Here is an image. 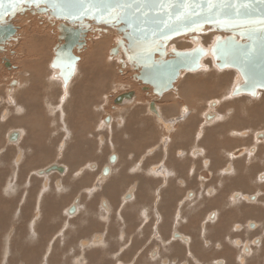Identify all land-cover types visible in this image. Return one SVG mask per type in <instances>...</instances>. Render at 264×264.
Masks as SVG:
<instances>
[{"label":"flooded vegetation","instance_id":"obj_1","mask_svg":"<svg viewBox=\"0 0 264 264\" xmlns=\"http://www.w3.org/2000/svg\"><path fill=\"white\" fill-rule=\"evenodd\" d=\"M10 43V48L16 51L17 41H10ZM3 50L4 48L0 50V53ZM12 50L10 54L15 62L16 53ZM0 63L5 70L12 67L10 59L2 53ZM76 76L69 84L71 104H63L62 107L63 118L69 122V127L73 125L72 134L80 136L83 130L91 133L94 126L96 130L97 124L99 132L101 125L104 128L113 124L116 128L118 120L122 119L120 116L125 110V105L131 106L127 110L129 119L140 125L134 127L132 131L131 146L133 147L129 149V152L134 162L131 165L122 162L117 144H110V147L106 149L103 143L100 141V144L98 141V153L96 145L88 149L89 153L92 152L98 158V229H101L100 218L103 215L108 218L117 217L113 219L114 224L120 223L122 226L125 224L123 227L129 238L128 249H135L131 257L130 252L126 250L127 264H264V105L261 103L242 105L240 100L241 104L238 105L216 104L215 100L200 104L203 97L200 98L199 94L193 92L191 88L184 90L188 96V103L184 100L179 101L175 96L180 92L179 90H183L185 85H188L187 82L194 84L190 73L183 71L176 81L179 84L176 85L175 82L174 86L165 92L166 94L162 93L158 96L157 102L154 100V104L150 97L153 96L151 86L148 85L140 86L143 95L149 99L146 104H124L125 101L132 99V102L139 97V93L136 94L132 90L116 94L112 104L103 106L75 104L76 99L78 97L80 99ZM115 76L119 77V74ZM220 76L225 78L223 81L226 84L218 87L233 84L232 76ZM122 77H125V74ZM189 77L190 80L187 79ZM112 79L114 80V76ZM131 79H134V76ZM205 82L202 83L206 86L210 84ZM15 83L16 81L12 79L9 88ZM191 84L190 86L193 87ZM69 86L66 89L67 92ZM175 92L177 93L174 95ZM212 92L217 93L214 90ZM125 93H131V99H124L122 105L115 104L114 99ZM163 95L166 96L163 97ZM175 101L181 103L180 107L172 104ZM241 110L243 113L239 115L238 112ZM1 113L4 114V110H1ZM228 116L231 118L229 119ZM252 116L256 118V121L258 120V123ZM145 122H147L146 126ZM150 122L158 126L156 133H153L159 144L150 143L149 140L147 143L143 141L149 138L148 124ZM77 127L82 130L78 132ZM14 132L17 134L15 142L9 143L11 131L6 135V142L11 146L14 145L16 152L23 155L28 152L33 155L36 150L38 153L34 154L33 158H36L34 162L46 156L50 157L53 153L54 149L49 148V145L55 144L53 137L31 135L29 139H26L22 138L17 130ZM168 132H174L177 146L174 151L165 147L172 141V135L169 134L168 137ZM236 134H238L237 137ZM79 136L73 137L74 144H70L68 140L63 141L65 142L61 149L63 164L56 165L58 168L63 167L64 171L66 170L68 161H64V157L72 155L85 158L83 154L86 151L80 147ZM25 140L29 143L24 144ZM200 141H202L201 144ZM255 147H257L256 150ZM6 151L7 148H4L3 153ZM89 166L92 169L96 167L94 163H90ZM45 168L46 166L43 169L46 170ZM108 174L111 175L112 180H103L104 177L109 176ZM53 175L60 174L52 172L43 176L45 179L42 185L49 191L53 185H60L55 181L57 178L54 180L49 178ZM36 188L37 186L33 187V190ZM164 188L167 193L163 191ZM163 193L168 196H163ZM74 201L75 198L70 202L69 209ZM164 208L167 213L161 211ZM76 209L78 210L77 206ZM96 234L99 240V232L95 233L94 237Z\"/></svg>","mask_w":264,"mask_h":264},{"label":"rangeland","instance_id":"obj_2","mask_svg":"<svg viewBox=\"0 0 264 264\" xmlns=\"http://www.w3.org/2000/svg\"><path fill=\"white\" fill-rule=\"evenodd\" d=\"M12 22L14 26L20 28V34L17 33L15 36L16 38L11 40L13 42L18 41V48L16 51L10 48V41L0 45L1 49L4 48L1 52L2 55L7 56L13 65L10 69L6 70H13L15 67L14 57L10 54L11 50L16 53L15 59H18V55H21L22 52H30L32 47L39 48L36 51H38L39 54L44 53L46 55V64L48 63V68H50V62L54 57V48L57 44L56 39L58 34L56 27L45 17L32 15L29 12L24 15H17ZM50 28L52 29L51 34H56L54 38H52V35L49 33ZM90 33L88 43L92 44V50L88 48V50H91L89 52H97L98 57L102 58L99 66L105 69L103 72L111 74L113 71L112 74L114 75L115 81L111 84L112 87L108 89V91L112 93L110 94L108 92L110 96L106 101L112 104V99L116 94L132 90L136 94L139 93V97L137 96L138 98H136L137 101L140 100L142 104H146L149 99L143 95V91L140 87L143 85L136 80L137 72L133 69V64L128 63L125 52L121 50L119 53L118 50L117 55H119V57L111 54V50L114 48L113 46L119 45L118 39L120 40L121 36L116 30L112 33L113 36L111 33L109 34V32L107 33L108 36L98 35L93 31H90ZM204 34L200 35L199 33L190 37L185 36L182 38L180 37V39L177 38L172 40L166 47L167 56L171 55L172 51L193 53L196 50L204 49L207 55L202 60L201 64L204 65L206 63V72L212 71L216 77L223 74L228 76L227 71L233 69H226V71L225 69H219L217 60L212 51L218 38H221L223 35L217 32H211L209 35L208 33ZM115 35L117 39H115ZM206 36L213 38L210 42H207V44L205 43L206 45L204 46L202 39ZM22 37L24 39H22ZM184 40H187V43L184 45L181 44V46H179L176 44L181 41L185 42ZM55 42L56 44L54 45L53 43ZM36 43L39 44V47H37ZM94 47H97V49H94ZM120 47L121 46H118V49ZM108 48L110 49V53L108 52ZM81 51L79 54L77 52L79 61L77 62L76 69L80 70L83 65L87 64L92 68L95 67L98 57L93 56L90 61L84 63L83 60L80 59L82 57ZM50 55L51 57H49ZM0 70L4 72V76L7 78L8 73H6L2 66H0ZM42 70L41 66H38V71L41 72ZM49 71V69H44L46 79H44V87L39 93L43 95L40 104H14L10 102V104H0V125L2 128V131H0V264H127L125 259H127L128 252L126 253V250L130 252L131 257L135 249H128L129 238L127 237V231L124 230L123 227L125 224H123V226L120 223L118 225L114 224L113 219L117 217L112 216V218H108L106 215H103L100 218L101 229H98V158L95 157V154H92V152L89 153L88 151L90 146L96 145V152L98 153V141L101 144L100 140H98V124L96 130L94 126L91 133L85 130H83L80 136L71 133L73 125L71 124L69 127V122H66L63 118L62 107L64 99L61 97L62 91L60 96L58 94L59 98L58 96L56 97V102L54 104H48V98L45 97L47 96V93H45L48 89L47 86L54 80ZM52 72L54 73V71ZM79 73L80 72H78L77 75H79ZM117 73L119 74L118 78L115 76ZM203 73L204 72L199 75L202 77L205 76ZM124 74L125 77H122ZM235 75L236 77H234V80L237 78L235 84H232V87L227 86L224 88L216 87V85H220L218 82H208L210 78L213 81L217 80L215 76L201 77L203 81L207 79V84L210 83L208 86L204 85L203 88L205 93H211L212 90L217 93L219 92L217 94L219 104L233 102L235 100L241 101L244 98L245 101L242 100V104H250L252 101L253 103L251 104H259V102L262 101L260 98L264 99V92L262 90L256 91L254 95L239 94L241 98L237 97L239 95L235 90L238 85L240 86L242 84V80L237 71H235ZM132 76H134V79H131ZM191 77L193 78V83L197 84V77ZM2 79L3 77L1 80ZM13 80L16 81V79ZM68 86L66 88H68ZM187 86L188 88H192L190 85ZM32 87L30 82L24 83L21 91L26 92ZM228 87L230 89H228ZM150 90L153 94V96H150L151 99L153 102L154 100L157 102L159 95L154 93L153 87H151ZM226 94L227 96L229 95L230 98L229 96L227 98ZM223 95L226 98H224ZM182 97L184 100L188 98L187 95H182ZM215 97L214 99H216ZM176 98H178V96ZM23 99H25V97ZM137 101H135V104ZM89 102L90 100L88 99V103ZM207 102H205V104H207ZM92 104H98V98ZM172 104H178V102L175 101ZM99 105L103 106L104 104ZM1 110H4V114L1 113ZM33 115L36 116L35 120H32ZM15 121H17V123H15ZM33 124H36L37 127ZM14 130L20 132L19 134L22 135V138L26 139H29L31 135H38V137H53L55 139V144L49 145V148L51 147L54 149L53 153H51L50 157L46 156V158H40L34 162L36 159L33 158L34 154L38 153L36 150L33 155L29 152L24 155L20 152H16L15 146H11L6 142L7 133L9 131L14 132ZM80 130L82 129L77 127V131L79 132ZM76 136H79V140L81 141L80 147L84 148L86 151V153L83 154L85 158L72 155L70 157H64V161L68 162L67 164L65 163L66 170L63 173L52 170L49 173L40 174L39 172L44 171V166H46L45 169H47L52 165L60 166L63 164V154L61 151L65 143L63 141L68 140L70 144H74L73 137ZM26 143H29L28 140L24 141V144ZM11 144L13 143L11 142ZM103 147L106 149L110 147V142L103 144ZM4 148H7L5 153H3ZM39 148L41 149L43 147ZM90 163H94L96 167L94 169L90 168ZM52 172L60 174L49 176L51 180L57 178L55 181L56 183L59 182L60 185H53L49 191L43 187L42 181L45 179V177H43L44 175H48ZM103 180L110 181L112 177L109 175L104 177ZM36 186L37 188L33 190V187ZM49 198H51V200H49ZM74 198L75 201L73 206H75V212L70 214L69 210L71 208L69 209L68 207ZM76 202H78V204H76ZM98 232L100 234L99 240L98 234L94 237V234ZM83 241L87 242L84 243Z\"/></svg>","mask_w":264,"mask_h":264},{"label":"water","instance_id":"obj_3","mask_svg":"<svg viewBox=\"0 0 264 264\" xmlns=\"http://www.w3.org/2000/svg\"><path fill=\"white\" fill-rule=\"evenodd\" d=\"M116 5L120 9L113 15L110 7ZM27 12L45 17L57 29L49 67L64 90L76 73L79 57L74 50L80 52L85 47L93 25L116 30L121 36L118 44L137 72L136 80L153 87L156 95L170 90L182 71H198L206 56L204 49L193 53L172 51L167 56L168 43L209 32L223 35L212 51L219 69L238 72L242 84L236 93L264 92V0H213L212 7L208 0H0V45L14 39L19 28L12 21ZM117 53L116 45L111 54ZM124 99L130 100L131 93L118 95L114 103L122 104ZM16 138L12 132L9 142L14 143ZM52 170L64 171L52 165L39 173ZM73 212L75 206L69 210Z\"/></svg>","mask_w":264,"mask_h":264},{"label":"crops","instance_id":"obj_4","mask_svg":"<svg viewBox=\"0 0 264 264\" xmlns=\"http://www.w3.org/2000/svg\"><path fill=\"white\" fill-rule=\"evenodd\" d=\"M17 33L20 34V28H19V31H17ZM49 33L50 35H52L51 36L52 38H54L56 35V34H51L52 33L51 28L49 29ZM22 39L24 38L22 37ZM36 44H37V47H39V44L38 43ZM53 44L55 45L56 42ZM37 49L39 48L32 47L30 52H22L21 55H18V59H15L16 61H15L14 69L5 70L6 73H8L7 78H5L4 72L0 70V104H8L9 102L14 103V104H17V103L40 104L43 95L39 93H40V90H42V88L44 87L43 85L44 79H46V76L44 74V69H47V70L49 69L50 70L49 72H51V76L54 78V80L47 86L48 89L45 92L47 93V96L45 97L48 98V104H54L56 102V97L58 96V94L59 96L61 95V91H62L61 97L64 99L63 103L71 104L70 86H69L68 92L63 89L62 82L60 78L57 77L58 75L56 73H53L51 69L48 68V63L46 64L47 62L46 55L44 53L39 54V52L36 51ZM87 49L88 48H86L84 52L81 54L82 56H84V53H88ZM43 50H44V47H43ZM49 57H51V55ZM101 61H102V58L98 57V61L96 60L95 67L92 68L88 64L83 65L84 67L83 66L81 67L80 74L76 76V82H78L77 92L79 93L78 96H80V99L78 97V99H76L75 104H92L95 100H97V98H98V104H109L108 101H106V99L109 98L110 94L112 93V92H109L108 89L112 87L111 84L114 82V80L112 79V76L114 75L112 74L113 71L111 72V74H108L107 72L106 73L103 72V70L105 69H103L102 66L101 67L99 66ZM38 66H41V69H43L41 72L38 71ZM2 77L3 79L1 80ZM12 79H16V83L12 85V87L9 88V84ZM27 82H30L33 87L27 90L26 92L21 91L23 84ZM216 95L217 93H214V92H211L210 94H208V96L200 94L199 96L203 97L202 103L200 104H205V102L214 99ZM24 97L25 99H23ZM88 99L90 100L89 103H88ZM181 100L182 99H179V101ZM214 100H217V98ZM135 101H137V99L133 100L132 102L126 101L124 102V104H135ZM179 103L180 102H178V104H176L175 106H179L180 105ZM237 103L240 104V102H237V100L233 102L222 103V104H237ZM136 104H142V102L138 100ZM130 107H131L130 105H125V110L122 116H120L122 117V119L118 120L116 124V128L114 127L113 124L108 127H104V128H102V125H101L100 126L101 130L100 132L98 131V140H100L103 144L107 142H110L111 145L117 144L116 147L121 152L120 158L122 159V162L127 165H131L134 162V158L133 156H131V153L129 152V149L133 147L131 146L132 131L134 127L140 126V125L135 124L133 121L129 119L128 117L129 114L127 110ZM32 117H33L32 120L36 119V116L33 115ZM15 123H17V121H15ZM78 124L81 125V122L78 121ZM33 125L37 127L36 124H33ZM144 125L146 126L147 122H145ZM148 126H149V138H145L143 140L144 143H147L148 140L150 143L151 142L157 143L156 139L154 138V133H156L158 126H156L155 124L151 122L149 123ZM0 128H1V125H0ZM0 131H2V128L0 129ZM169 134L172 135V141L170 144H167L166 147L174 151L177 148L175 137H174V132H168V137L170 136Z\"/></svg>","mask_w":264,"mask_h":264},{"label":"bare ground","instance_id":"obj_5","mask_svg":"<svg viewBox=\"0 0 264 264\" xmlns=\"http://www.w3.org/2000/svg\"><path fill=\"white\" fill-rule=\"evenodd\" d=\"M56 24H58V22H56ZM92 28H93L94 30H93ZM97 29H98V27L93 26V25H91V26L89 27L88 36H86V38H85V40H86L85 47H84V48L82 49V51H81L82 53L84 52L83 50H85L86 48H89V49L91 48V50H92V47H91L92 44H91V43H88V41H89V36H90V34H91L90 31L96 32L98 35H103V36H105V35L108 36V35H107L108 32H109V34L111 33V35H112V33H114V29H110V28L101 27V29H98V30H97ZM209 33H211V32H209ZM209 33H208V35H209ZM212 33H214V32H212ZM219 34H220V33H219ZM16 35H17V34H16ZM16 35H15V36H16ZM200 35H201V34H200ZM200 35H199V36H200ZM204 35H205V34H204ZM112 36H113V35H112ZM184 37H185V36H184ZM189 37H190V36H189ZM202 37H203V36H202ZM221 37H222V36H221ZM14 38H16V37H14ZM105 38H106V37H105ZM181 38H182V37H181ZM212 38H213V37H207V36L204 37V38L202 39V42H204V46L207 44V42H210ZM115 39H117V36H116V35H115ZM179 39H180V38H179ZM11 40H12V39H11ZM98 40H100V39H98ZM102 40H103V39H102ZM104 40H105V39H104ZM187 40H188V38H187ZM187 40H186V41L184 40L185 42H182V41H181V42L176 43V44L179 45V46H181V44L184 45L185 43H187ZM188 41H189V40H188ZM93 42H94V41H93ZM109 42H110V41H109ZM107 43H108V41H107ZM205 43H206V44H205ZM94 44H95V43H94ZM103 46H104V45H103ZM118 46H119V45H118ZM185 46H186V45H185ZM104 47H105V46H104ZM113 47H115V46H113ZM183 47H184V46H183ZM94 49H97V47H94ZM94 49H93V50H94ZM102 49H103V47H102ZM102 49H101V50H102ZM104 49H105V48H104ZM108 49H109V48H108ZM108 49H107V51H108ZM112 49H113V48H112ZM91 50H88V49H87L88 53H84L85 56H82V55H81L82 57H81L80 59L83 60L84 63L87 62V61H90V60L93 58V56H94V57H98L97 52H96V53H91V52H89V51H91ZM118 50H119V53H120L121 50H122V48L120 47ZM125 50H126V48H125ZM99 52H100V51H99ZM99 52H98V53H99ZM108 52H110V49H109ZM74 54L77 56V50H76V49L74 50ZM78 54H79V52H78ZM80 54H81V53H80ZM206 55H207V54H206ZM86 57H87V59H86ZM117 57H119V55H117ZM128 63H129V62H128ZM82 64H83V63H82ZM209 65H210V64H209ZM12 66H13V65H12ZM76 66H77V65H76ZM216 69H217V68H216ZM78 70H79V69H78ZM78 70L76 69V73H75V75H77V73L81 71V70H79V71H78ZM217 70H218V69H217ZM206 71H207V66H206V63H205L204 65L201 66V68H200L198 71L193 72V73H190V76L197 77V79H198V83H197V84H192L193 87H192L191 89H192L195 93H198L199 95H200V94H205V95L208 96V94H210V93H205L204 88H203V87H204V84L202 83V82L206 81L207 79L203 81V80L201 79L202 76L199 75V74L202 73V72H204L203 74H205V76H203V77H206V76H210V77H211V76H215V77H216V75H214V74L212 73V71H210V72H206ZM225 71H226V69H225ZM235 71H236V70L227 71V72H228V76H229V75L232 76L231 81L233 82V85L235 84V82H236V80H237V78H235V80H234V77H236V75H235V73H234ZM223 72H224V71H223ZM223 72H222V73H223ZM81 73H82V72H81ZM181 73H182V72H181ZM214 73H215V71H214ZM220 73H221V72H220ZM79 74H80V73H79ZM218 74H219V72H218ZM225 74H227V73H225ZM185 75H186V74H185ZM223 75H224V74H223ZM224 76L227 77V75H224ZM184 77H185V76H184ZM203 77H202V78H203ZM216 78H217V80H215V81H213V80L210 78V79H208V80H209L208 82H218L220 85H224V84H225V82L223 81V80L225 79L224 77H221V76L218 77V76H217ZM228 78H230V77H228ZM185 79H186V78H185ZM187 79L190 80V77L187 78ZM214 79H215V78H214ZM183 80H184V79H183ZM189 80H187V81H189ZM229 80H230V79H229ZM233 80H234V81H233ZM176 81H177V80H176ZM231 81H230V82H231ZM182 82H184V81H182ZM228 82H229V81H228ZM97 83H98V82H97ZM187 83H188V85L191 84L190 82H187ZM176 84H177V82H176ZM181 84H182V83H181ZM205 84H206V82H205ZM231 84H232V83H231ZM228 85H229V83H228ZM233 85H232V86H233ZM20 86H21V84H20ZM173 86H174V85H173ZM180 86H181V85H180ZM185 86H186L185 89H189L187 85H185ZM229 86L232 87L231 85H229ZM183 87H184V86H183ZM216 87H218V86L216 85ZM223 87H224V86H223ZM150 88H151V87H150ZM180 88H182V87H180ZM18 89H19V88H18ZM185 89H183V90H179V91H180V92H178L179 96H178V94H176L177 92H175L174 95L176 94V95H175L176 97L178 96L179 99L184 100L183 97H182V95H187V93L185 94V91H184ZM228 89H230V88L228 87ZM21 90H22V89H21ZM177 90H178V89H177ZM222 90H223V89H222ZM10 91H11V89H10ZM173 91H174V90H173ZM223 91H224V90H223ZM228 91H229V90H228ZM12 92H13V91H12ZM15 92H16V91H15ZM187 92H188V91H187ZM164 93H165V92H164ZM195 93H194V94H195ZM231 93H232V92H231ZM11 94H12V93H11ZM15 94H16V93H15ZM165 94H166V93H165ZM170 94H171V93H170ZM220 94H221V93H220ZM134 95H135V94H134ZM172 95H173V94H172ZM192 95H193V94H191V96H192ZM213 95H214V94H213ZM165 96H166V95H165ZM165 96L163 95V97H165ZM169 96H170V95H169ZM223 96H224V95H223ZM226 96H227V94H226ZM228 96H229V95H228ZM228 96H227V98H228ZM10 97H11V96H10ZM195 97H196V96H195ZM218 97H219V96H218ZM232 97H233V96H232ZM166 98H167V97H166ZM166 98H165V99H166ZM169 98H170V97H169ZM197 98H198V97H197ZM200 98H201V96H200ZM210 98H211V97H210ZM210 98H209V99H210ZM215 98H217V95H216ZM224 98H226V97L224 96ZM229 98H230V96H229ZM234 98H235V96H234ZM236 98H237V97H236ZM240 98H241V96H240ZM163 99H164V98H163ZM194 99H195V98H194ZM244 99H245V98H244ZM244 99H242V100H244ZM255 99H256V98H255ZM260 99H262V101L259 102V104L261 103V104L264 105V99H263V98H260ZM131 100H132V99H131ZM131 100H130V102H131ZM212 100H214V99H212ZM220 100H221V99H220ZM222 100H223V97H222ZM231 100H232V99H231ZM242 100H241V101H242ZM256 100H257V99H256ZM165 101H166V100H165ZM168 101H169V100H168ZM168 101H167V102H168ZM244 101H245V100H244ZM184 102H185V103H188L187 100H184ZM215 102H216V104L219 103L218 100H215ZM237 102H239V100H238ZM138 103H139V102H138ZM251 103H253V101H252ZM251 103H250V104H251ZM255 103H256V101H255ZM156 104H157V103H156ZM160 104H161V103H160ZM214 104H215V103H214ZM216 104H215V105H216ZM220 104H222V103H220ZM240 104H241V103H240ZM256 104H258V103H256ZM121 105H122V104H121ZM195 105H196V104H195ZM228 105H229V104H228ZM235 105H236V104H235ZM237 105H238V103H237ZM242 105H246V104L244 103V104H242ZM261 106H262V105H261ZM261 106H260V107H261ZM159 107H160V106H159ZM159 107H158V108H159ZM179 107H180V105H179ZM197 107H198V106H197ZM223 107H224V106H223ZM237 107H238V106H237ZM241 107H242V106H241ZM262 107H263V106H262ZM213 108H214V107H213ZM218 108H219V106H218ZM230 108H231V106H230ZM239 108H240V106H239ZM246 108H247V107H246ZM249 108H250V107H249ZM249 108H248V109H249ZM254 108H256V107H254ZM254 108H253V109H254ZM162 109H163V108H162ZM228 109H229V108H228ZM237 109H238V108H237ZM259 109H260V108H259ZM28 110H29V109H28ZM183 110H184V108H183ZM190 110H191V109H190ZM196 110H197V109H196ZM196 110H195V111H196ZM220 110H221V109H220ZM220 110H219V111H220ZM226 110H227V109H226ZM244 110H246V109H244ZM162 111L164 112V110H162ZM188 111H189V110H188ZM213 111H214V110H213ZM216 111H217V109H216ZM221 111H222V110H221ZM221 111H220V112H221ZM242 111H243V110H241L240 112H238V111H237V112H238V114H239V113H241ZM251 111H252V110H251ZM260 111H261V110H260ZM222 112H224V111H222ZM222 112H221V114H222ZM225 112H226V111H225ZM230 112H231V111H230ZM160 113H161V111H160ZM188 113H190V111H189ZM197 113H198V112H197ZM199 113H200V112H199ZM199 113H198V114H199ZM202 113H203V112H202ZM242 113H243V112H242ZM246 113H247V111H246ZM207 114H208V113H207ZM229 114H230V113H229ZM238 114H237L236 116H238ZM251 114H253V112H252ZM254 114H255V113H254ZM257 114H258V116H259V113H257ZM161 115H162V113H161ZM187 115H188V114H187ZM219 115H220V114H219ZM223 115H224V113H223ZM226 115H227V114H226ZM239 115H240V114H239ZM248 115H250V114L248 113ZM248 115H246V116H248ZM260 115H261V114H260ZM131 116H132V115H131ZM163 116H164V115H163ZM180 116H181V115H180ZM191 116H192V115H191ZM202 116H203V114H202ZM205 116H206V115H205ZM221 116H222V115H221ZM221 116H220L219 118H221ZM255 116H257V115H255ZM170 117H171V115H170ZM178 117H179V116H178ZM182 117L184 118V116H182ZM185 117H186V116H185ZM189 117H190V115H189ZM193 117H194V116H193ZM193 117H192V118H193ZM216 117H217V116H216ZM216 117H215V118H216ZM234 117H235V116H234ZM243 117H244V116H243ZM252 117L255 118L254 116H252ZM262 117H263V116H262ZM143 118H144V117H143ZM180 118H181V117H180ZM180 118H179V119H180ZM186 118H187V117H186ZM192 118H191V119H192ZM219 118H218V119H219ZM228 118L230 119L231 117L228 116ZM236 118H237V117H236ZM241 118H242V117H241ZM257 118H258V117H257ZM130 119H131V118H130ZM132 119H133V118H132ZM167 119H168V117H167ZM187 119H188V118H187ZM194 119H195V118H194ZM229 119H228V120H229ZM242 119H243V118H242ZM251 119H252V118H251ZM259 119H260V118H259ZM184 120H185V119H184ZM225 120H226V119H225ZM172 121H173V120H172ZM175 121H176V120H175ZM186 121H187V120H186ZM232 121H233V120H232ZM239 121H240V120H239ZM241 121H242V120H241ZM243 121H244V120H243ZM255 121H256V118H255ZM207 122H208V121H207ZM207 122H205V123H207ZM211 122H212V121H211ZM224 122H225V121H224ZM228 122H229V121H228ZM256 122L258 123V120H257ZM180 123H181V122H180ZM209 123H210V122H209ZM209 123H208V124H209ZM218 123H219V122H218ZM251 123H252V122H251ZM170 124H171V122H170ZM208 124H206V126H207ZM225 124H226V123H225ZM227 124H228V123H227ZM227 124H226V125H227ZM249 124H250V123H249ZM252 124H253V123H252ZM252 124H250V125H252ZM262 124H263V123H262ZM148 125H149V124H148ZM165 125H166V124H165ZM165 125H164V126H165ZM202 125H204V124H202ZM213 125H214V124H213ZM200 126H201V125H200ZM223 126H224V125H223ZM259 126H260V125H259ZM180 127H181V126H180ZM197 127H198V126H197ZM225 127H227V126H225ZM246 127H248V126H246ZM251 127H252V126H251ZM255 127H257V126H255ZM200 128H201V127H200ZM182 129H183V128H182ZM220 129L223 130V128H220ZM220 129H219V130H220ZM224 129H225V128H224ZM238 129H239V128H238ZM254 129H255V128H254ZM148 130H149V129H148ZM200 130H201V129H200ZM216 130H218V129H216ZM227 130H228V129H227ZM227 130H226V131H227ZM242 130H243V128H242ZM252 130H253V129H252ZM201 131H202V130H201ZM223 131H224V130H223ZM239 131H240V130H239ZM253 131H254V130H253ZM253 131H252V132H253ZM261 131H262V130H261ZM179 132H180V131H179ZM189 132H190V131H189ZM210 132H211V131H210ZM210 132H209V133H210ZM215 132H216V131H215ZM256 132H257V131H256ZM256 132H255V133H256ZM236 133H237V131H236ZM148 134H149V133H148ZM240 134H241V133H240ZM237 135H238V134H236V137H237ZM171 137H172V136H171ZM107 138H108V137H107ZM167 140H168V139H167ZM201 142H202V141H200V144H201ZM256 143H257V142H256ZM253 146H254V145H253ZM165 147H166V146H165ZM196 147H197V146H196ZM260 147H261V146H260ZM256 148H257V147H255V150H256ZM258 148H259V147H258ZM262 148H263V145H262ZM202 150H203V149H202ZM257 150H258V149H257ZM260 150H261V149H260ZM255 153H256V152H255ZM197 154H198V153H197ZM202 154H203V153H202ZM112 156H113V155H112ZM189 157H190V156H189ZM195 158H196V156H195ZM141 161H142V159H141ZM114 162H115V161H114ZM192 162H193V161H192ZM196 162H197V159H196ZM205 164H206V163H205ZM205 164H204V165H205ZM167 167H168V166H167ZM167 167H166V168H167ZM159 169H161V168H159ZM192 169H193V168H192ZM192 169H190V170H192ZM236 171H237V170H236ZM106 172H107V171H106ZM153 174H155V173H153ZM108 175H109V174H108ZM22 176H23V175H22ZM153 176H154V175H153ZM167 176H168V175H167ZM121 178H122V177H121ZM169 178H170V177H169ZM145 179H146V178H145ZM117 180H119V179H117ZM156 180H157V179H156ZM134 181H135V180H134ZM145 181H146V180H145ZM115 182L118 183L117 181H115ZM141 182H144V181H141ZM166 182H167V180L165 181V183H166ZM139 183H140V182H139ZM113 185H114V184H113ZM136 185H137V184H136ZM187 186H188V185H187ZM161 188H162V187H161ZM144 189H145V188H144ZM134 190H136V189H134ZM134 190H133V191H134ZM144 191H145V190H144ZM163 191H165V188H164ZM112 192H113V191H112ZM165 192L167 193V191H165ZM96 193H97V192H96ZM213 193H214V192H213ZM113 194H114V192H113ZM163 194H164V193H163ZM188 194H189V193H188ZM165 195H167V194H164L163 196H165ZM139 196H140V195H139ZM139 196H138V197H139ZM167 196H168V195H167ZM169 196H170V195H169ZM200 196H202V195H200ZM208 196H210V195H208ZM145 197H146V196H145ZM145 197H143V198L145 199ZM160 197H161V196H160ZM204 197H205V195H204ZM122 198H123V197H122ZM139 198H140V197H139ZM184 198H186V197H184ZM134 199H135V198H134ZM167 199H168V198H167ZM167 199H166V200H167ZM188 199H189V198H188ZM199 199H200V198H199ZM213 199H215V198H213ZM251 199H252V198H251ZM126 200H127V199H126ZM135 200H136V199H135ZM163 200H164V199H163ZM163 200H162V201H163ZM218 200H219V199H218ZM211 201H212V200H211ZM214 201H215V200H214ZM253 201H254V200H253ZM152 202H153V201H152ZM189 202H190V201H189ZM193 202H195V201H193ZM193 202H192V203H193ZM216 202H217V201H216ZM247 202H248V201H247ZM164 203H166V202L164 201ZM185 203H186V202H185ZM200 203H201V202H200ZM208 203H210V202H208ZM226 203H227V202H226ZM57 204H58V203H57ZM186 204H187V203H186ZM162 205H163V204H162ZM210 205H211V204H210ZM216 205H217V204H216ZM100 206H101V205H100ZM197 206H198V205H197ZM212 206H213V204H212ZM214 206H215V205H214ZM222 206H223V205H222ZM89 207H90V206H89ZM182 207H183V206H182ZM210 207H211V206H210ZM26 208H27V207H26ZM93 208H94V207H93ZM168 208H169V207H168ZM168 208H166V209H168ZM214 208H215V207H214ZM214 208H213V209H214ZM215 210H216V209H215ZM161 211H163V213H167V212H165V211H167V210H165V208H164L163 210H161ZM176 211H177V210H176ZM163 213H161V214L164 215ZM218 213H219V212H218ZM237 213H238V212H237ZM159 215H160V214H159ZM164 216H166V215H164ZM104 219H105V218H104ZM179 219H180V218H179ZM73 220H74V219H73ZM161 220H162V219H161ZM161 220H160V221H161ZM180 220H181V219H180ZM30 223H31V222H30ZM165 223H166V222H165ZM164 225H165V224H164ZM166 226H167V225H166ZM166 226H165V227H166ZM203 232H204V231H203ZM185 237H188V236H185ZM182 242H183V241H182ZM187 242H188V241H187ZM255 245H256V244H255Z\"/></svg>","mask_w":264,"mask_h":264},{"label":"snow or ice","instance_id":"obj_6","mask_svg":"<svg viewBox=\"0 0 264 264\" xmlns=\"http://www.w3.org/2000/svg\"><path fill=\"white\" fill-rule=\"evenodd\" d=\"M208 4H209V7H212L213 6V0H208ZM119 9H120V6L119 5L111 6L110 7V12L113 15H117L118 12H119Z\"/></svg>","mask_w":264,"mask_h":264}]
</instances>
